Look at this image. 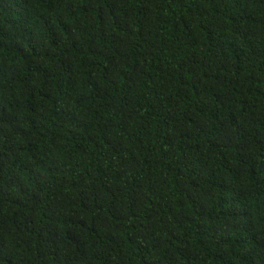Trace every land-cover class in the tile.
I'll use <instances>...</instances> for the list:
<instances>
[{"label": "trees", "instance_id": "16d2710c", "mask_svg": "<svg viewBox=\"0 0 264 264\" xmlns=\"http://www.w3.org/2000/svg\"><path fill=\"white\" fill-rule=\"evenodd\" d=\"M0 264H264V0H0Z\"/></svg>", "mask_w": 264, "mask_h": 264}]
</instances>
